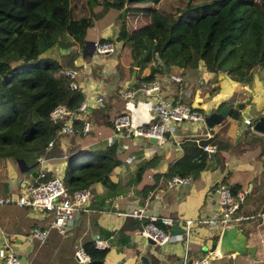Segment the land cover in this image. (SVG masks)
I'll return each instance as SVG.
<instances>
[{
	"label": "crops",
	"instance_id": "obj_1",
	"mask_svg": "<svg viewBox=\"0 0 264 264\" xmlns=\"http://www.w3.org/2000/svg\"><path fill=\"white\" fill-rule=\"evenodd\" d=\"M119 25L121 27L117 15L112 16L105 34L102 33L100 39L116 38ZM86 42L90 41H84L83 46L79 48L67 38V47L53 48L50 52L52 57L57 58L60 68L72 69L70 62L74 66L73 60L81 58L80 67H74L78 72L76 82L81 88L83 99L88 104L87 112L77 119L80 124H77L76 131L81 132L82 135H85L81 131L83 118L88 123V133L94 132L98 125H106L113 131L112 122L108 119L110 113L108 104H116L120 92L124 90H130L138 97L139 88L135 86L129 89L124 86L130 79L132 71H129V57L121 52V42L116 56L97 55L93 52L91 44L98 41L85 45ZM84 47L85 53H90V56H81L80 51ZM69 52L72 53L71 58L68 56ZM118 62L121 68L128 69V78L118 76L116 64ZM146 73L147 68L142 71V74ZM169 74L180 76L182 85L170 81ZM155 76L160 86L159 96L180 100L181 103L189 105L200 113V110H204L203 115L211 111L220 112L225 108L228 109L226 105L230 104L235 109L237 118L234 119L227 113L218 125L210 128L211 130L205 128L203 123L173 124L171 132L164 134L165 141L160 146L149 139L132 137L129 134L116 135L114 132L112 137L91 141L86 147L68 136L57 138L54 135L52 146L42 154L16 156V159L21 160L25 166H34L22 172L18 170L15 160L0 159V198L10 197L12 200L26 185L34 183L36 175H33V172L37 173L38 158L45 159L43 166L45 171L52 176L60 177L63 176L65 162L62 161L65 160V156L78 153L83 148L103 150L114 144L118 160L117 166L108 175L110 186L98 182L88 188L90 193L88 210L75 212L64 234H60L50 226L51 213L19 207L14 203L1 204L0 248L2 245H7L23 264H76L72 255L74 247L82 246L98 235L109 243L103 264H185L187 260L206 254H213L214 259L219 258L214 253H217V248L212 252L209 248L220 230L197 223L199 219L208 218L218 211L216 190L219 185L237 184L240 190L238 192H244V196H248L253 202L264 200V151L258 155L247 153L248 162L240 164L243 169L235 165L232 167L230 165V169H223L227 161L223 159L221 161L223 166H220L215 155L220 148L228 146L230 141L228 137L233 138V135L237 134L239 138V135L247 130L246 127L249 133L260 136L264 150V134L251 130L253 124L251 125L250 118L246 114L250 112L254 122L256 118L264 116V69H254L251 81L245 84L233 82L223 72L209 73L201 65L192 70L170 66L166 72ZM208 83L210 87L207 86ZM188 90L190 96L186 98ZM199 95L201 97L207 95L206 100L204 97L200 99ZM97 97L102 98L101 105L95 103ZM191 101L194 103H190ZM150 102L149 100L148 104ZM120 113L126 114L117 111L112 118ZM244 119L249 120V124H244ZM149 121L137 123L134 118L132 125H144ZM77 132L73 131V133ZM201 142L204 143L200 144ZM204 144L213 146L215 151L207 155L200 148V145ZM200 159H203V168L198 173L185 176L172 175L171 177L177 176L185 179L186 182L167 186L171 178L167 173L173 166L177 167L175 171H183L182 168H187L188 163L195 164V161ZM208 160H217L216 165L212 162L210 166L209 163L205 166ZM251 160H255L262 167L255 170L249 163ZM216 167H220V171L213 170ZM224 170L226 172H223ZM137 173H140L138 178ZM24 182L26 185L21 186ZM255 202L242 208L245 213L239 209L236 214L252 217L253 215L246 213L249 210L253 212L256 204L261 208L256 216L257 219L242 220L235 227L237 232L247 239L246 247L255 248L252 256L246 253L240 255L249 256L251 258L249 264H263L264 202L263 205ZM137 208L143 209L144 218L134 219L130 216V213ZM150 217L166 218L173 222L170 226H163L157 222V226L165 233L176 236L177 240L161 246L150 244V247H147L148 243L140 236L138 226ZM186 220L192 221L190 225L192 241L200 244L196 255L188 248L189 240L186 246L183 242ZM32 229L45 232L43 241L31 237ZM225 255L229 259L236 256L232 251L226 252ZM247 262L245 259V263Z\"/></svg>",
	"mask_w": 264,
	"mask_h": 264
},
{
	"label": "trees",
	"instance_id": "obj_2",
	"mask_svg": "<svg viewBox=\"0 0 264 264\" xmlns=\"http://www.w3.org/2000/svg\"><path fill=\"white\" fill-rule=\"evenodd\" d=\"M94 7L118 12L116 40L129 57L130 72L137 60V85L170 66L192 70L201 65L240 84L251 81L254 69H264V0H0V159L42 154L59 128V122L49 120L51 109L62 105L73 110L83 100L79 87L71 89L66 77L56 75L60 65L50 52L67 47V38L83 46ZM104 41L108 39L98 40ZM226 106L228 116L236 119L235 109ZM73 123L77 132L80 122ZM115 151L111 144L65 156L67 194L98 182L109 187L108 175L118 164ZM195 162L183 171L173 166L167 176L196 174L203 159ZM50 178L45 171L32 185ZM224 187L233 197L240 191L237 184ZM82 248L87 264H103L107 248L96 250L92 241Z\"/></svg>",
	"mask_w": 264,
	"mask_h": 264
},
{
	"label": "built area",
	"instance_id": "obj_3",
	"mask_svg": "<svg viewBox=\"0 0 264 264\" xmlns=\"http://www.w3.org/2000/svg\"><path fill=\"white\" fill-rule=\"evenodd\" d=\"M91 46L93 52L97 55L116 56L120 48V43L115 37H111L108 38V41L101 43L93 42ZM77 74L78 72L76 69L60 68L57 72V75L66 77L69 80V87L71 89L79 87V84L75 82ZM155 75L149 83L139 84V88L137 89L138 97L129 90L121 92L122 97L130 100L134 106H137L139 98L149 99L151 101L150 113L152 114V118L146 125H139L131 128L128 115L120 113L116 115L112 121V130L116 135L129 134L132 137H141L145 139L153 138L155 139V145L157 144V146H160L164 144V134L171 132V126L173 124L185 122L203 123L204 115L194 110L189 105L181 103L180 100H171L159 96L158 92L160 86ZM169 80L178 85H182L181 77L178 75L169 74ZM101 102V97L95 99L96 104H100ZM87 109L88 104L84 99L73 110H69L62 105L53 107L49 112V120L52 122H59V128L55 133V137L58 138L73 133L74 120L79 119L80 115L82 116L85 114ZM84 119L85 118L82 119L81 131L83 134H86L88 133V123ZM243 123L249 124V120L244 119ZM54 140H50L47 143V148L52 146ZM200 148L207 155L215 151V148L208 144L200 145ZM36 161L38 164L36 179H43L45 173L43 167L45 159L38 158ZM185 182V179L174 176L167 182V186L184 184ZM216 194L218 196V211L208 218L199 219L197 221L198 224L218 228L221 231L233 226L237 227L238 223L240 224L242 220L252 218L250 216L244 217L236 214L239 203L244 198V192H237L235 197H233L226 187L219 186L216 190ZM89 200L90 193L88 189L75 190L69 195L63 186L62 177L52 176L49 180L39 184L26 185L23 191L13 200L10 197L0 198V205L14 203L19 207H26L32 210L51 213L52 220L50 226L56 229L60 234H64L65 230L69 227L73 214L75 212H86L88 210ZM130 216L134 219L144 218L143 209L137 208L133 210L130 213ZM146 221V224L143 225L140 230V236L145 241L151 240L155 245L161 246L177 240L176 236L165 233L157 226V222L163 226H170L173 224L170 220H167L166 218L155 219L150 217L146 219ZM191 223L192 221L190 220L184 222L183 242L185 246L191 233ZM30 235L39 241H43L45 238V232L37 229H32ZM91 241L93 248L96 250H104L109 246L107 240L100 238L98 235H95ZM214 253L216 256H219L216 252ZM72 255L76 264H87L89 262V258L84 252L82 246H75ZM208 256H210V254L204 255L200 260L193 258L191 259L190 264H208ZM0 264L23 263L19 257L7 247V245H2L0 248Z\"/></svg>",
	"mask_w": 264,
	"mask_h": 264
},
{
	"label": "rangeland",
	"instance_id": "obj_4",
	"mask_svg": "<svg viewBox=\"0 0 264 264\" xmlns=\"http://www.w3.org/2000/svg\"><path fill=\"white\" fill-rule=\"evenodd\" d=\"M92 12L94 14V19H92V25L85 30L84 37H83L84 41H90V42L98 41L101 37V34L102 33L105 34L106 27L109 24L112 16L117 15V19L120 20L118 17V12L115 9L110 8V7H107L104 9L94 7ZM116 64H117V71L119 73L118 76H121V78H128L129 77L128 69L127 68H121L119 66V62ZM56 75H57V73H56ZM207 86L210 87V83H208ZM189 96H190V90H188V95L186 96V98H189ZM206 96L207 95H203L205 100H206ZM199 97H200V99L203 98V97H201V95H199ZM148 103H149V99L139 98L137 106H134L130 102V100L124 99L122 97L121 92H120V96L118 97L117 103L116 104L115 103L114 104H108L109 110H110L108 119L112 122L113 118H114V117L112 118V115L115 112H117V111L125 112L127 115H129L128 117L130 118L129 119L130 127L134 128L136 126H139V125H132V120L134 118H135V122H137V123H144V122L146 123L147 121H149L150 117L152 116V114L150 113V104H148ZM190 103H194V101H191ZM101 104H102V102L99 105H101ZM200 111L202 114L204 113L203 112L204 110H200ZM246 114L249 116L250 121H251V125H252L254 122L252 119V114L250 112H247ZM234 124L236 127V121L235 120H234ZM251 125H250V127H251ZM245 129H247V130L244 133L240 134L239 138H237V136H238L237 134H234L233 138L228 137L230 140L228 146L226 148H220L218 150V153L215 154L217 156V160L219 161L218 165L223 166V164H222L223 162H221L223 159H225L227 161L226 166H224L223 169H225V168L230 169V165H231V167L235 165L239 169H243V167L240 164L244 163V162H248V158L246 157L247 153L252 154V155H254V154L258 155L264 151L263 150V141L260 138V136L258 134H255V133H249L248 127H246ZM212 131H214V130H212ZM214 133H216V132L214 131ZM76 134L77 133H70L67 136L69 138H73V140L76 143H79L80 145H83L86 147V144H89V142L96 141V140H104V139H106V137H112L114 133H113V131H111V129L108 126L98 125L97 128L94 130V132L89 131V133L85 134V135H82L80 133H78V135H76ZM202 143L203 142H201L200 144H202ZM85 149L83 148L78 153L82 152ZM124 150H125V147H124ZM217 160L216 161L208 160L206 162L205 166H207L208 163L210 166L212 164V162H213V164L216 165ZM62 162H65V160H63ZM249 163H251V165L255 168V170H258L261 166L255 160L254 161L251 160ZM227 164H229V165H227ZM219 168L220 167H216V169H213V170L220 171ZM223 172H226V171L224 170ZM242 175H243V172H242ZM254 175H255V172H254ZM243 178L245 179L246 177H244V175H243ZM91 195H92V193H91ZM254 202L251 200V198H249L248 196H245V200H243L239 203V209L241 211H243L242 208L247 207L248 204L253 205ZM263 202H264V200H259L255 203H257V204L262 203V205H263ZM260 210H261L260 206L255 204L253 212H252V210H249L246 214L253 215L251 218V219H253V218H256V216H258V214L260 213L259 212ZM243 212L245 213L246 211H243ZM141 228H142V226H138V229H141ZM149 245L150 244H147V247H150ZM188 248L190 250H193L192 252H195L194 255L198 254V249H200V244L195 242V241H192L191 235L189 236ZM226 255L224 254L222 256H219V258L217 257L216 259H214V255L211 254L210 256H208L209 257L208 258L209 259L208 264H249V260L251 259L247 255H240V254L234 256L233 259H229L226 257ZM203 256L204 255L196 256V259L200 260ZM245 259H246V261H248L247 263H245Z\"/></svg>",
	"mask_w": 264,
	"mask_h": 264
},
{
	"label": "water",
	"instance_id": "obj_5",
	"mask_svg": "<svg viewBox=\"0 0 264 264\" xmlns=\"http://www.w3.org/2000/svg\"><path fill=\"white\" fill-rule=\"evenodd\" d=\"M176 18V17H175ZM90 42H86L85 45H87ZM92 45V44H91ZM81 56L86 57L90 56L91 54L85 53V47L81 49ZM76 60H73V64L75 67H80V61L81 58H75ZM134 69L131 72L130 79L124 84L126 88H133L137 86L139 87V84L137 85L136 81V67H137V60L133 63ZM168 69L166 68L165 71ZM239 107V106H237ZM228 113V109L225 108L220 112L211 111L207 113L203 117V124L205 128L210 129L213 126L218 125L226 116ZM251 130L253 132L264 134V116H260L256 118L255 122L253 123ZM151 142H155V139L150 138ZM15 163L17 165V168L20 172L26 171L29 168L31 169L34 166L27 167L24 165V163L21 160H15ZM33 175H36V172H33ZM26 182L22 183L21 186H25ZM148 244L153 245L154 243L151 240H146ZM247 239L243 238V235L237 232V229L235 226L223 229L221 230L215 237V239L212 241L211 246L209 248V251L212 252L217 248V254L219 256L224 255L226 252L232 251L235 255L239 254H248L249 256L253 255L254 247H246ZM191 260H187L185 264H190Z\"/></svg>",
	"mask_w": 264,
	"mask_h": 264
}]
</instances>
